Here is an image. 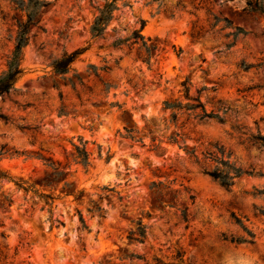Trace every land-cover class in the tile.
Listing matches in <instances>:
<instances>
[{
	"label": "clouds",
	"instance_id": "1",
	"mask_svg": "<svg viewBox=\"0 0 264 264\" xmlns=\"http://www.w3.org/2000/svg\"><path fill=\"white\" fill-rule=\"evenodd\" d=\"M0 264H264V0H0Z\"/></svg>",
	"mask_w": 264,
	"mask_h": 264
}]
</instances>
